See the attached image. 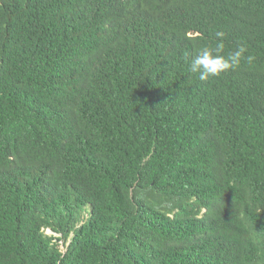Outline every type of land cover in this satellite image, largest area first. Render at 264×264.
Returning a JSON list of instances; mask_svg holds the SVG:
<instances>
[{
    "label": "trees",
    "instance_id": "obj_1",
    "mask_svg": "<svg viewBox=\"0 0 264 264\" xmlns=\"http://www.w3.org/2000/svg\"><path fill=\"white\" fill-rule=\"evenodd\" d=\"M0 264H264V0H0Z\"/></svg>",
    "mask_w": 264,
    "mask_h": 264
},
{
    "label": "clouds",
    "instance_id": "obj_2",
    "mask_svg": "<svg viewBox=\"0 0 264 264\" xmlns=\"http://www.w3.org/2000/svg\"><path fill=\"white\" fill-rule=\"evenodd\" d=\"M225 35V32L217 31L215 33L217 37L215 47H202L191 60L190 71L197 74L201 81L208 80L210 77H218L229 71H235L241 66L242 61H246L249 65L254 62L255 57L253 55H245L247 49L243 45L238 46L227 55H222Z\"/></svg>",
    "mask_w": 264,
    "mask_h": 264
}]
</instances>
